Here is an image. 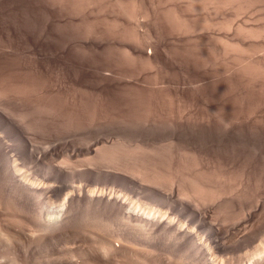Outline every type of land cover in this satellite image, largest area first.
<instances>
[{"label":"bare ground","instance_id":"bare-ground-1","mask_svg":"<svg viewBox=\"0 0 264 264\" xmlns=\"http://www.w3.org/2000/svg\"><path fill=\"white\" fill-rule=\"evenodd\" d=\"M252 1L0 0V232L28 247L82 236L97 264H264L263 202L236 201L253 195L262 168L228 157L194 163L208 150L177 142L199 129L218 144L262 120L244 112L264 100V49L226 32L227 7L245 12ZM240 21L236 38L264 41V24ZM230 50L262 58L231 68ZM98 125L105 130L85 141L46 142L54 127ZM54 156L63 167L49 163ZM110 164H129L127 173ZM113 178L121 190L95 182Z\"/></svg>","mask_w":264,"mask_h":264},{"label":"rangeland","instance_id":"rangeland-1","mask_svg":"<svg viewBox=\"0 0 264 264\" xmlns=\"http://www.w3.org/2000/svg\"><path fill=\"white\" fill-rule=\"evenodd\" d=\"M253 2V4L251 5V3L249 4H247L245 7L246 8H250L249 10L247 9V11H245L244 12V10H246V9H244V8H242V11H241V9L239 10V9H235V8H233L234 6H228L227 7V10L229 9V8H231V9H229L227 12H226V18L228 19V23L230 24L231 22H232V20L234 19V23L232 24L233 26H231L232 28V31L233 32H235L234 34H236V32L238 33V31H237V29H236V27H234V26H237L238 24H237V22L238 21H240V19H241V21H240V24L241 25H243V27H245L246 26V28H252L253 26L256 28V27H260L261 29H262V25L264 24V0H263V2H262V0H261V2L262 3H260V0L259 1H252ZM255 2H259V4H257V3H255ZM249 5L250 6H253V8L252 7H249ZM232 9L234 10L235 9V11H232ZM238 11V13H240V11L242 12L241 13V15L240 14H237V16L239 15L240 17H239V20H238V18H237V16L236 15H234V13L235 12H237ZM232 12H233V14H232ZM230 13V14H229ZM233 16H232V15ZM230 16V17H229ZM236 16V17H235ZM248 18L249 17V19H247L246 20V18ZM242 18L243 19H245L246 20V23H245V21L243 22L242 21ZM237 21H236V20ZM230 20V21H229ZM248 20H250L251 22H249ZM248 21V22H247ZM254 22H257L256 24L254 23ZM239 23V22H238ZM248 23V25L250 26V27H248L246 24ZM252 23V24H251ZM230 24V25H231ZM239 24V26H241ZM260 26H259V25ZM230 30V28H227L226 30ZM236 29V30H235ZM263 29H264V25H263ZM226 31L227 33H229V32H231V33H229V34H227V36H228V40L230 41V40H235V42H237V40H238V42H243L244 44H245V40H247L248 41V43L246 44V45H248L249 43L250 44H252L251 46H254V45H256V43H257V46H258V50H260L261 48V50H263L264 49V45H263V47H262V44L264 43V41H262V39H263V37L262 36H264V35H261L260 36V38L262 37V39H258L259 40V42H261V43H259L258 41H256L257 40V38H252V37H250V38H252L253 40L251 41V39L250 38H247L246 36V38H244L243 36H242V34H237V35H240L239 37L237 36V38H236V36L234 35V34H232L233 32L232 31ZM235 30V31H234ZM235 37H233L232 35ZM262 34H264V32H262ZM231 37H230V36ZM239 38V39H238ZM241 38H243V41L241 40ZM245 39V40H244ZM249 39H250V41H249ZM233 41H231V42H233ZM5 41H0V46L2 45V47H5L6 46V44H7V42H5ZM255 44H254V43ZM249 44V45H250ZM259 44H260V46H259ZM258 50H256V52L258 53L259 51ZM234 52V50L232 51V53H231V50H230V54H231V56L232 55H235V57L234 58H236V57H238V59H240V60H238V59H232L231 57H230V54L228 55V66L230 65V63H231V61L232 60H234V62L232 61V63H231V65L233 66H231L230 65V67L231 68H234L235 66H238V63H240V66L239 67H237L236 69H238V68H241V66L243 67V65L245 64L244 62V59L246 60V58H248V59H250V60H256V58H262V55L264 56V50L262 51V55L261 56H259L260 54H261V51L258 53V56H256L257 54H253L255 51H253V52H248L247 54L246 53H238L237 51H236V54H235V52ZM239 54H241V55H244V57L243 56H241L243 59H241V58H239ZM246 54V55H245ZM250 55H253V57L252 56H250ZM255 55V56H254ZM250 57V58H249ZM255 58V59H252V58ZM264 58V57H263ZM262 58V60H264ZM229 59H231L230 60V62H229ZM248 59L246 60V61H248ZM258 59H257V61H258ZM238 60V61H237ZM243 60V61H242ZM261 59H260V62H262V63H264V61H262ZM235 61H237V63H236V65H235ZM242 63H244V64H242ZM234 64V65H233ZM242 64V65H241ZM230 67H229V70H232V69H230ZM235 70V69H234ZM254 78V80H257L256 79V77H252V79ZM260 81L262 80V78H258ZM258 81V80H257ZM260 81H258L259 83H261ZM257 82V83H258ZM264 83V82H263ZM263 88H264V86H263ZM263 94V93H262ZM261 104L259 105V106H257L258 108V110H256L257 111V113H255L254 112V110H255V108L254 109H252L251 108V110L249 109V111L248 110H246L244 113H245V115L246 114H249V115H247V116H251L250 114H252V117H254L253 116V114H258L257 116H258V119H264V114H263V112H264V104L262 105V103H264V100L262 101V102H260ZM262 107H263V109H262ZM259 109H261V111H263V112H261V111H259ZM252 110H253V113H252ZM247 112H249V113H247ZM251 112V113H250ZM260 113H261V115H260ZM256 115H255V117H256ZM262 116H263V118H262ZM257 118V117H256ZM256 118H255V120H256ZM257 119V120H258ZM262 120H260V121H255V122H252V124L251 123H249L250 124V126L248 125L247 126V124L244 126V125H242V126H244L245 127V129H244V127H242L243 129L241 130V128H239V130L238 129H236V131H238V135H237V138H236V131H233V132H231L232 133V135L230 134L229 135V133L228 134H226V135H224L223 136V138L222 137H220L219 138V140L220 139H222V140H220L219 142H221V143H219L218 142V144L216 143V142H214L213 140H214V134H212V133H205V132H203V131H201V130H199V129H195V131H193V132H188V134H190V136H188L187 137V135L186 134H184V136L185 137H180V138H178L177 139V142L179 143V144H181V145H184V146H189V143L188 142H190L191 144H192V146H199L202 150H208V153H207V155H208V157L210 158V156H211V158H210V160L208 161L207 159H209L205 154H203V152L198 156V160H199V162H197L196 160L197 159H195V161H194V163L196 162V163H199V164H207L205 161H207L208 162V164H209V162H210V164H214V162H215V164H223V163H227V161H228V159H230L229 161H228V163H233V164H235L236 162L238 163V164H240L241 162V164H253V165H255L254 167H255V170L257 169V168H262V170L261 169H259V172H257L258 171V169L256 170V171H254V172H256V173H254L253 172V174H256V176H259V178H260V176L262 175L261 173H263L264 172V120L262 121ZM256 122H258L257 124H256ZM254 123V124H253ZM252 125H254V126H252ZM263 126V127H262ZM102 127V128H101ZM254 127H255V129H254ZM251 128H253L252 130H251ZM259 128V129H258ZM263 128V129H262ZM56 129V130H55ZM59 129H61V131L58 130ZM63 129V130H62ZM68 129V130H67ZM248 129V130H247ZM250 129V130H249ZM53 130H55V131H53ZM101 130H105V126H103V125H98V126H96V127H94V128H86V127H84V128H77V129H75V127L74 128H59V127H54L53 129H50L48 132L46 131V133H45V136H46V142L47 143H53V142H58L59 140H61L60 141V143H65V140H67L68 142H80V141H85V139L86 138H88V137H91V135H92V133L93 132H96V131H101ZM241 130V131H240ZM253 130H255V131H253ZM251 131V132H250ZM235 133V134H234ZM40 135V134H39ZM233 137H234V139H233ZM216 140H217V138H215ZM158 141V143L159 144H163L164 142L166 143V139H161V138H157V140L156 141H154L153 140V143H156ZM212 143V144H211ZM213 143H215L214 144V146L215 145H217V146H213ZM163 147V146H162ZM217 147V148H216ZM209 151L211 152V153H209ZM213 151H215V152H217V151H219V152H217L216 154L213 152ZM145 155L144 156H146V153H144ZM209 154H210V156H209ZM218 154H219V157H218ZM240 154V155H239ZM147 155H149V156H146V157H148V158H150L151 156H153V157H151L150 159H148L147 158V160L146 161H149V160H151V162H162V161H160L159 159V155H157V156H159L158 157V160H157V157H155V155H151V154H147ZM227 155V156H226ZM237 155H239L240 157H241V159H239L238 157H237ZM200 156H202V157H200ZM205 156H206V158H205ZM234 156V158H232ZM204 157V158H203ZM221 157H224L223 158V160H222V158ZM227 157H228V159H227ZM236 157V158H235ZM202 158H203V160H204V163H202L203 162V160H202ZM214 158V159H213ZM217 158V159H216ZM225 158H226V160H225ZM238 158V161L236 160ZM60 159V157H56V156H54V157H52L51 159H50V161H49V163L50 164H52V165H54V166H59V167H63L64 165H62V164H58V160ZM79 159H81V161L82 162H86V160H84V158H79ZM153 159V160H152ZM155 159V160H154ZM162 159V158H161ZM201 159V160H200ZM232 159L234 160V161H232ZM215 160V161H214ZM216 160H221V161H223L222 163L220 162L219 163V161H217L218 163H216ZM240 160H241V162H240ZM243 160V161H242ZM78 161V160H77ZM81 161H79L78 163H81ZM202 161V162H201ZM211 162H213V163H211ZM54 163V164H53ZM74 164V165H78V168H80V170H82L83 168H85V167H87L88 166V164ZM236 163V164H237ZM82 165V166H81ZM103 165H106V164H95L94 165V167L95 168H97V169H105V167H103ZM112 167L111 168H115V170H118V172L117 171H113V172H117V173H124L125 171L123 170V169H120V168H124V165H129V164H110ZM259 165V167H257V166ZM83 166H85V167H83ZM91 166V165H90ZM257 167V168H256ZM77 168V166L74 168L76 171H80L79 169ZM111 170H113V169H111ZM75 171V172H76ZM120 171H122V172H120ZM260 171H263V172H260ZM125 173H127V172H125ZM258 173V174H257ZM260 173V174H259ZM129 174V173H128ZM264 174V173H263ZM255 175H254V177H256ZM262 176H264V175H262ZM261 176V178L259 179V180H262V181H264V177H262ZM76 176H74V180H72L71 179V181H76L77 182V184H78V182H79V180H80V182H82L83 184H89V181L87 180V179H85V178H75ZM113 180H114V182H113ZM108 181V180H107ZM107 181H104V179H100L99 181L97 180V181H95L96 183H97V185H99V186H107L108 187V189L109 188H112V187H114L113 189L114 190H121L122 189V186H123V183L122 182H120V181H118V180H116V179H112V181L111 182H107ZM119 183H118V182ZM262 181H260V185H256V187H255V190L256 191H253V195L250 193L249 195L247 194V197L245 196V197H242L243 195H241V191L239 192V190H236L237 191V193L238 194H240L241 196H240V198H238L239 197V195H237V193H236V195H234V196H237V198L236 197H234L235 199H237L236 201H238V200H240L241 201V199L243 198V200H245V198H247L246 200L248 201V202H251L250 201V199H252V204L251 203H249V204H251V206H253V207H255V203H257L258 202V200H259V203H257L256 204V206L257 205H259L260 207L263 205L264 206V201L262 200V199H264V187H262L261 189H260V186H264V182H262ZM66 181H64V180H62V182H60V183H58V184H64ZM102 182H103V184H102ZM99 183V184H98ZM110 183V184H109ZM70 184H72L71 182H69V185ZM105 184H107V185H105ZM115 184V185H114ZM261 184H263V185H261ZM110 185V186H109ZM112 185H114V186H112ZM119 185V186H118ZM259 186V187H258ZM239 187V186H238ZM258 187V188H257ZM258 189H260L258 192H257V190ZM263 189V190H262ZM124 191H125V189H124ZM262 191V192H261ZM127 192V191H126ZM258 193V194H257ZM235 194V193H234ZM260 194V197L258 196ZM262 194V195H261ZM256 197H255V196ZM253 196V197H252ZM249 197V198H248ZM255 197V198H254ZM258 198V200H256ZM243 200L241 201V202H243ZM255 200H256V202H255ZM213 200H211V201H208V202H206V205H208L209 204V206H214V205H216V206H214L216 209H214V211H220L222 208H219L218 209V204L217 203H219V202H217L216 203V201L214 200L213 202H215V203H213L212 202ZM254 201V202H253ZM262 202H263V204H262ZM208 203V204H207ZM211 203H212V205H211ZM214 204V205H213ZM262 204V205H261ZM218 206V207H217ZM241 208V207H240ZM240 208L238 209L239 210V212H240ZM244 209V207H242V209L241 210H243ZM78 210H81V208H79ZM222 210H224V208L222 209ZM238 212V211H237ZM29 230L30 229H28L27 228V230L25 229V231H28L29 232ZM3 232V233H2ZM1 234L0 235H3L1 238H0V264H13V263H15L16 261H15V259L16 260H20V258H21V260H25L26 259V254H27V259H26V261L28 262V264H82V260L81 259H83V257L85 258L86 257V259H83V264H85V262L84 261H86L87 263L86 264H90L91 262L93 263V264H97L94 260V256L96 255L95 254V251L92 253V249H95V248H93L92 246V249L90 248V246H87L86 247V245H90V244H88L89 243V241H86V239H84L82 236H78V238H77V236H76V238L73 236L74 234H72V236H71V234H69L67 237H62V239L60 238V240L61 241H59L58 239L55 241H45L44 243L46 244H44L43 243V245H41L42 244V242H41V244H39V246H38V243H40V242H37V244L35 243V241L34 242H32L31 244H28L29 245V247L27 246V243H30V242H28V241H24V240H21L20 241V238L18 239L17 237L18 236H16L15 235V237L13 236L14 235V233L13 234H11L9 237L7 236V235H9V234H7V232H4L3 230L0 232ZM4 233H6V234H4ZM5 235L7 236V237H5ZM77 235V234H76ZM71 236V237H70ZM3 237H4V239H3ZM14 237V238H13ZM70 237V238H69ZM8 238H9V240H10V238H11V240H10V242H9V240H8ZM64 238V239H63ZM18 239V240H17ZM8 242H7V241ZM83 240H85V241H83ZM19 241L20 242H22V244L21 243H19ZM58 241V242H57ZM26 243V244H23V243ZM55 242V243H54ZM82 242L84 243L83 245H82ZM51 243V244H50ZM53 243V244H52ZM85 243H87V244H85ZM31 245V246H30ZM92 245V244H91ZM42 246H45V247H42ZM83 246H85L84 248H82ZM22 247H23V250H22ZM24 248H27V252L24 250ZM87 248V249H86ZM90 248V249H89ZM84 249V250H83ZM89 250V251H88ZM18 251V253L16 254V252ZM84 251H86V252H83ZM22 252H24V253H22ZM26 252V253H25ZM81 252V253H80ZM89 252V253H88ZM92 254H94V255H92ZM21 255H20V254ZM72 253V254H71ZM97 253V252H96ZM25 256H24V255ZM69 254H70V256L72 257V259H71V257H69ZM74 254V255H73ZM79 254V255H78ZM84 254V255H83ZM86 254V255H85ZM77 256V258H78V256L81 258H79V259H77L76 258V260H74L75 258L74 257H76ZM89 256V257H88ZM19 257V258H18ZM23 258H25V259H23ZM28 258H29V260H28ZM74 258V259H73ZM89 258H92V259H89ZM76 261V263L74 262V261ZM92 260V261H91ZM15 261V262H14ZM73 261V262H72ZM81 261V262H80ZM89 261H91L90 263H88ZM18 262V261H17ZM34 262V263H33ZM91 263V264H92Z\"/></svg>","mask_w":264,"mask_h":264}]
</instances>
